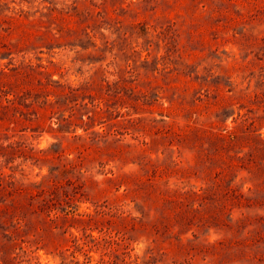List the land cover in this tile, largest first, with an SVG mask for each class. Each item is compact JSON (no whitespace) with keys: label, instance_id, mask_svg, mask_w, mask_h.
Instances as JSON below:
<instances>
[{"label":"rangeland","instance_id":"1","mask_svg":"<svg viewBox=\"0 0 264 264\" xmlns=\"http://www.w3.org/2000/svg\"><path fill=\"white\" fill-rule=\"evenodd\" d=\"M262 141L264 0H0V263L242 264Z\"/></svg>","mask_w":264,"mask_h":264},{"label":"trees","instance_id":"2","mask_svg":"<svg viewBox=\"0 0 264 264\" xmlns=\"http://www.w3.org/2000/svg\"><path fill=\"white\" fill-rule=\"evenodd\" d=\"M219 139L222 140L221 138ZM259 150L264 151V146H262ZM249 156L252 157L253 155L250 154ZM238 158L242 157L238 156ZM255 161L258 162V168L255 170L249 168V173L251 174L249 180L254 182V187H249L248 191L245 193L240 191L238 192L236 189L233 188L221 191L222 185L218 181L210 182L207 187H202L198 190L193 191L192 193L185 192L187 194L190 193L191 195H194L196 198H198L199 209L204 207L205 209H207L211 205L217 206L218 204H221L224 209L229 210L230 212L228 213V217H230V222L224 220L222 223V228H226L228 231L231 232L235 230H246L247 235L245 236L246 239L244 241L236 243L231 242L230 245H228L229 247H235V249L240 251L238 259H240V262L242 264H264V215H260L258 212L255 211L256 204H259L264 207V160ZM227 168L231 172L234 170L231 165H228ZM8 193L9 195L13 194L11 192ZM222 193L224 195H220ZM224 197L231 198L234 201H237L234 205L241 208V210L243 209V207H245L246 209L241 212V217L236 219L234 225L231 224V221L234 218L231 212L232 208H228V201ZM221 200L224 202V204L219 202ZM39 203L41 208H46L45 205L47 204V199L40 198ZM1 210L2 209L0 208V211ZM253 211H255V213H253ZM3 212L6 216H9L11 221L17 220L16 214H14L12 210L7 208L4 209ZM207 221L199 220L201 224H197L198 227L200 225L207 224ZM250 226H253V228H249ZM79 240L80 238H78V236L74 237L75 243H78ZM94 241L97 244H100V241H97V238H94ZM111 245H113V242L111 240H105L101 258L95 263H92V256H89L88 253L85 252V260L83 262H80L79 260L67 261V257H65V260H63L62 264H139L137 260L127 261L125 258H121L116 249L108 251L107 247ZM186 246L188 248L187 254L189 256H187L185 259L187 263L183 264H191L193 259L191 252L196 251L197 248L195 247V245L193 244V240L191 239L188 241ZM77 248L79 247L77 246ZM79 249L82 248L80 247ZM182 250L183 247H181L179 251Z\"/></svg>","mask_w":264,"mask_h":264}]
</instances>
